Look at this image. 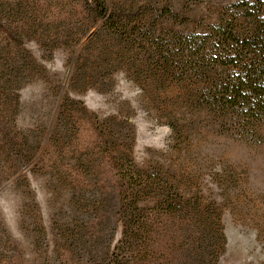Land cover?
Wrapping results in <instances>:
<instances>
[{
	"label": "rangeland",
	"instance_id": "374dc122",
	"mask_svg": "<svg viewBox=\"0 0 264 264\" xmlns=\"http://www.w3.org/2000/svg\"><path fill=\"white\" fill-rule=\"evenodd\" d=\"M60 1L0 0V255L17 251L28 264H58L63 227L74 219L81 196L90 205H107L116 222L108 240L113 251L124 225L104 161L109 148L114 161L123 152L141 169L160 168L169 191L209 215L218 264H264V130L260 142L242 140L211 128L205 114L177 106L182 132L176 133L161 101L179 96L181 88L167 83L159 90L139 75L141 67L115 55L81 58L89 36L68 27ZM241 1L258 0H106L135 12L169 7L183 21L161 17L164 33L206 32ZM67 104L75 123L58 116ZM51 135L59 143L49 147L46 161L55 149L87 183L79 179L74 187L71 172L50 170L28 156V145L38 155ZM155 202L140 199L145 207Z\"/></svg>",
	"mask_w": 264,
	"mask_h": 264
},
{
	"label": "trees",
	"instance_id": "16d2710c",
	"mask_svg": "<svg viewBox=\"0 0 264 264\" xmlns=\"http://www.w3.org/2000/svg\"><path fill=\"white\" fill-rule=\"evenodd\" d=\"M59 4L64 10L61 14L69 21L68 27L89 36L81 58L115 55L141 67L139 75L146 74L158 84L159 90L161 85L166 90L167 83L181 88L179 96L161 101L169 110L168 124L173 131L182 132L180 119H174V109L180 106L197 116L205 114L211 128L220 132L251 142L261 141L264 130L262 0L236 3L226 18L202 33L161 31L159 19L165 15L183 21L169 7L153 10L154 7L146 6L135 12L129 6L109 7L106 0H61ZM79 58L75 59V66ZM176 98H183V105ZM58 116H63L66 124L75 123L78 118L71 104L61 108ZM22 138L28 144L27 137ZM54 138L51 135L46 140L40 154L36 155L35 148L29 145L26 153L32 154L38 165L71 172L67 174L68 181L74 187L79 179L88 181L73 175L74 166L63 164L55 156L58 152L55 149L49 152L46 161L49 147L59 143ZM104 156L119 196L116 212L124 225L122 238L110 251L108 240L113 239L116 222L103 202L90 205L81 196V205L74 207V219L63 227L65 235L59 242L63 257L58 264H218L213 255L217 241L209 215L203 211L196 213L199 205L193 201L183 204L178 193L169 191L160 168L141 169L123 152L114 161L109 148ZM97 183L104 184L100 179ZM109 187L103 185L101 189ZM143 195L155 197L156 202L148 207L140 205ZM5 241L11 244L9 237ZM0 264L28 263L15 251L0 255Z\"/></svg>",
	"mask_w": 264,
	"mask_h": 264
}]
</instances>
